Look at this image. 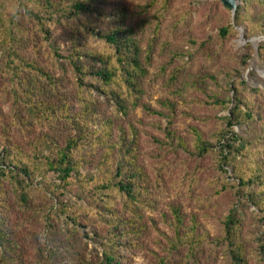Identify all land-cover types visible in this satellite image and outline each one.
<instances>
[{
    "label": "rangeland",
    "instance_id": "374dc122",
    "mask_svg": "<svg viewBox=\"0 0 264 264\" xmlns=\"http://www.w3.org/2000/svg\"><path fill=\"white\" fill-rule=\"evenodd\" d=\"M103 1L108 4L104 5L106 12L124 15L122 23L133 28L142 49L141 61L145 67V73L139 80L142 91L135 93L134 101L127 100L126 113L117 107L111 97L89 87H78L69 59L74 45L68 25L54 27L53 35L43 45L38 61L46 70L54 69L58 79V96L70 103V114H76L83 106L91 104L97 107L101 119H113L118 135L115 134L114 138L133 137L134 133L138 135L141 148L139 162L145 164L152 183L141 210L144 229L138 234L120 236V241L117 240L113 246L117 254L116 263L161 264L165 260L166 264H232L229 256L217 244L223 233L220 219L231 207L233 199L229 194L212 199L213 190L209 181L219 171L214 158H196L190 155V149H173L166 145L168 138L165 129L170 125L173 134L187 143L195 137V128L204 138L212 139L211 133L221 124L219 117L229 115L234 105L225 107L214 97L217 95L219 100H228L233 96L226 76L228 71L241 73V80L247 84H239L236 79H232L231 83L238 84L243 96L252 97L262 107V113L264 59L258 47L264 42V34L250 37L249 27L244 24L234 28L235 32L223 36L221 28L234 21L236 12L222 0ZM237 1L238 5L241 4L240 0ZM259 11L256 8V13H253L256 19H261ZM116 19L101 16L97 21L98 26L111 27ZM86 38L88 48L104 54L111 52L103 41L92 36ZM28 54L36 56L31 49ZM3 55L0 53V66L5 60ZM81 60L86 65L93 61L86 57ZM244 60L247 63L243 64ZM196 78L202 82L188 90L189 82ZM85 83L92 85L97 81L92 76H86ZM3 85L2 80L0 105L7 120L12 122L16 116L14 100L11 95L4 94ZM252 88L258 91L254 92ZM19 107L20 117L28 126L13 127L15 140L29 147L40 137L54 133L49 120L31 115L23 105ZM60 123L61 127L70 125L65 119ZM234 128L250 140L264 136L262 118L249 126L235 125ZM255 144L253 148L256 151ZM260 147L264 160V145ZM158 155L163 156L160 175L154 171L157 161L154 157ZM97 173V169L91 167L87 177ZM228 176H234L233 172L230 171ZM43 180L42 177L36 178L26 189L27 205L20 202V191L8 183V199L12 201V208L23 210L26 217L24 222H28V225L17 228L20 235L18 245H12L7 254L0 248V264H11L9 260L12 259L23 264H100L103 252L109 247L106 238L110 226L106 220L111 211L105 207V201L112 200L116 212L130 217L129 210L124 209L125 198L116 191L97 196L98 193L95 194L90 188L93 182L85 185L74 183L66 189H57L53 195L49 190L61 186L58 178L49 174L44 184ZM205 198L212 199V204L205 203L203 206L199 201H205ZM175 207H179L183 219L180 229V234L184 235L183 241L178 240L173 212ZM247 208L245 206V236L264 238L261 233L264 225L258 221L254 208ZM2 213L5 212L2 210ZM71 215L78 219L77 223L72 222L69 218ZM15 219L13 215L12 220L16 222ZM194 232L200 242L190 241ZM256 245L257 239L248 243L251 249ZM257 259L252 258L250 264H257Z\"/></svg>",
    "mask_w": 264,
    "mask_h": 264
},
{
    "label": "trees",
    "instance_id": "16d2710c",
    "mask_svg": "<svg viewBox=\"0 0 264 264\" xmlns=\"http://www.w3.org/2000/svg\"><path fill=\"white\" fill-rule=\"evenodd\" d=\"M240 3L233 24L221 28L222 35L228 36L235 32L234 28L244 24L249 27L250 37L264 34V0H240ZM104 5L108 6L103 0H0V53L4 54L5 59L0 66V83L4 81V94L11 95L14 100L13 110L16 115L12 122L8 121L0 105V248L6 254L12 245H18L20 235L17 228L28 225V222H24L26 217L23 210L12 208V201L8 199V183L20 191V202L27 205L26 189L36 178L42 177L45 180L49 174L55 175L61 185L55 190H49L53 195L57 189H66L74 183L85 185L93 182L90 188L95 194L98 193L97 196L107 191H116L125 198L124 209L129 210L130 217L116 212L112 200L105 201V207L111 211L106 220L110 226L106 238L109 247L103 252L100 264H119L116 263L117 254L113 249L116 241H120V236L138 234L144 229L141 210L150 193L152 180L145 164L139 162L141 148L138 135L134 133L133 137L114 138L116 132L113 119H101L97 107L91 104L83 106L76 114H70V103L66 98L58 96V79L54 69L46 70L38 61L43 45L53 35L54 27L68 25L74 45L69 59L73 64L78 87H89L111 97L117 107L126 113L127 100L134 101L135 93L142 91L139 81L145 73L141 61L142 49L133 28L122 23L124 15L106 12ZM256 8L260 10L258 13L261 19L253 16ZM227 9L230 10L229 7ZM105 15L111 19L117 18L113 20V26H98V19ZM87 36L103 41L111 52L104 54L88 48ZM250 37L247 36V39ZM258 48L264 59V42ZM30 49L37 57L28 54ZM55 54L60 56L57 51ZM82 57L93 61L86 65L80 62ZM86 76H92L97 84H86ZM226 76L234 92L233 96L228 100H219L217 95L214 97L219 103H224L225 107L234 105L229 115L219 117L221 124L211 133L212 139L204 138L195 128V137L187 143L178 139L169 125L165 129L168 138L166 145L173 149H190V155L196 158H214L219 171L209 181L213 190L212 199L225 194L233 199L231 207L220 219L223 233L217 246L229 256L232 264H250L249 261L254 257L258 258L257 264H264V238L254 235L257 245L251 249L248 243L253 239L244 234L245 206L247 209L253 207L258 221L264 225V160L260 147L264 145V136L250 140L234 128L235 125L249 126L260 118L264 121V109L260 113L262 107L252 97L243 96L238 84L231 83L232 79H236L239 84H247L241 80L240 72L228 71ZM209 77L217 79L216 76ZM201 82L199 78L191 80L187 89L192 90ZM252 90L258 91L255 88ZM19 105H23L31 115L49 120L54 133L40 137L38 142L31 143L29 147L15 140L13 127L28 126L24 118L20 117ZM244 106L245 110L242 109ZM64 119L71 126L61 127L60 121ZM255 143L256 151L253 148ZM154 158L157 159L154 171L160 175L163 156ZM91 167L97 169V177H87ZM230 171L234 176H228ZM212 199L205 198V201L199 202L204 206L205 203L212 204ZM173 212L178 240L183 241L184 235L180 234L183 219L179 207L173 208ZM13 215L16 222L12 220ZM21 216L23 220L19 219ZM69 218L77 223L75 216ZM261 233L264 235V229H261ZM190 241L197 243L201 240L194 232ZM9 262L23 264L22 261L14 262V259ZM161 264H166V261L163 260Z\"/></svg>",
    "mask_w": 264,
    "mask_h": 264
},
{
    "label": "water",
    "instance_id": "95a60500",
    "mask_svg": "<svg viewBox=\"0 0 264 264\" xmlns=\"http://www.w3.org/2000/svg\"><path fill=\"white\" fill-rule=\"evenodd\" d=\"M222 2L229 6L234 12L236 11L238 7V1L237 0H222Z\"/></svg>",
    "mask_w": 264,
    "mask_h": 264
}]
</instances>
